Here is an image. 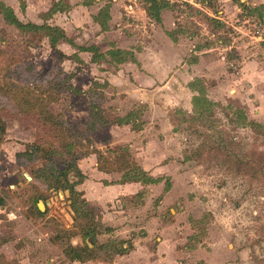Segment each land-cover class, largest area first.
Returning a JSON list of instances; mask_svg holds the SVG:
<instances>
[{
    "label": "rangeland",
    "instance_id": "1",
    "mask_svg": "<svg viewBox=\"0 0 264 264\" xmlns=\"http://www.w3.org/2000/svg\"><path fill=\"white\" fill-rule=\"evenodd\" d=\"M3 1L23 22H57L76 44L60 41L57 47L71 57H59L47 38L22 34L0 14V33L4 32L7 40L0 44V86L8 80L20 86L35 82L32 86L42 84L43 92L48 89L54 96L49 110L67 123L65 136L73 134L80 143L78 150L86 153L79 166L88 180L75 188L84 187L86 199L88 191L97 218L104 217L103 208L115 213L117 205L132 207L131 213L120 215L124 224L133 227L127 234L130 242L139 231L138 219L160 217L170 222L163 237L167 248L187 247L184 255L176 254L185 264H264V128L240 123L236 109L244 105L220 99L216 85L222 81L231 93L229 86L236 84L232 74L237 68L251 56H262L258 49L262 40L256 38L250 11L239 7L233 13L228 7L241 1L211 0L212 5L206 6L197 0H167L169 6L162 10L160 21L148 16L143 0ZM247 1L249 6L253 0ZM55 2H60L57 7L62 11L50 13ZM100 10L110 14L108 30L95 18ZM200 10L222 24L211 23ZM182 41L187 47L179 45ZM93 44L106 55L98 61L92 59V52L77 47ZM116 47L131 51L141 61L111 62L108 52ZM197 62L195 69L187 67ZM143 63L147 71L158 73L163 80L159 91L155 93V85L142 83L129 95L124 90L131 88L135 74L141 81L146 79ZM28 64H33V69ZM166 66H172V71ZM66 73H74L69 83L77 92L62 88L57 93L48 88L50 81L46 80L62 79ZM196 79V85L218 103L210 122L195 120V113L186 121L193 114L190 82ZM3 100L0 97V106L7 108L4 114L9 115L4 116L0 142V194L5 197L0 205V264H82L68 261L64 254L69 242L84 244L74 223L69 191H51L39 183L33 186L24 175V171L30 172L16 160L24 144L38 136L37 124L31 121L28 126L16 118L19 108H12L9 102L3 105ZM93 103L112 119L117 108H131L138 112L134 122L141 128L134 131L130 124L132 131H138L131 136L127 127L120 129L116 123L88 129ZM69 123L77 125L76 130L70 132ZM143 137L144 143L140 141ZM136 138L139 142L131 146L129 142ZM145 140L153 143L148 151L141 148ZM119 145H129L132 159L158 180L121 179L123 171L100 170L98 152L116 167V156L122 151H115ZM151 151L156 154L149 159ZM56 161L60 164L61 160L56 157ZM120 185L124 189L119 190ZM107 236L100 234L99 242L108 243ZM157 236L159 233L153 236L154 246L159 242ZM147 245L142 244L144 248ZM175 258L174 262L179 260Z\"/></svg>",
    "mask_w": 264,
    "mask_h": 264
},
{
    "label": "trees",
    "instance_id": "2",
    "mask_svg": "<svg viewBox=\"0 0 264 264\" xmlns=\"http://www.w3.org/2000/svg\"><path fill=\"white\" fill-rule=\"evenodd\" d=\"M145 3V10L150 18L156 21L161 20L162 10L169 6L167 0H143ZM201 5L210 6L212 5L211 0H197ZM60 2H55L50 10V13H55L57 11H62V9L57 7ZM88 4V3H87ZM243 7H246L244 2L240 3ZM104 9V8H103ZM65 10V9H64ZM211 23L222 24L219 18L209 15L208 13H203ZM253 15H256L260 19L264 16V5L254 6L251 10ZM0 14L3 16L4 20L13 25L22 34L31 35L35 38H47L49 45L55 49L56 54L59 57H71L64 54L58 47L60 41L69 42L72 45L74 41L67 37L62 28L55 24H49L44 22L42 24L35 23L32 21L23 22L17 16L15 10L8 5L5 1L0 0ZM95 18L102 26L103 30L109 29L108 19L110 14L108 10H100ZM170 34V32H169ZM175 40L174 37H172ZM30 39V38H29ZM6 43V37L4 32L0 33V44ZM81 51H90L93 53L92 59L98 61L100 57L104 55L99 52L97 45L93 44L90 46H77ZM110 61L114 63H124L126 61L139 63L136 59L135 54L131 51L123 48H112L109 50ZM106 56V55H105ZM33 64H28L29 69H33ZM74 73H66L62 79H50L46 80L48 88L56 89L57 93L62 90V88H67L71 92H77L78 90L74 88L72 83H69L70 78ZM196 80L190 82V88L195 91L192 96L193 104V114L188 116L186 121L192 120L194 113L196 116L195 120L202 121L206 123L210 122L213 117V110L216 103L212 101L206 90L196 85ZM97 83V82H96ZM30 86H20L8 80L7 84L0 86V97L4 98V104L11 103L12 108H19L17 111L16 118L25 122L28 126H31L32 122L37 124L38 136L36 139L30 143H26L25 148L16 153V160L18 164L26 168L32 175V179L29 181L34 185V183H39L47 187L51 191L58 190H68L69 199L71 207L74 213V223L79 227L80 235L84 244L74 245L71 242L67 244L64 248V254L72 261H86L91 259H102L104 261L110 262L112 264L115 255L124 254L128 252L132 247V242L129 239H112L108 240V243H100L98 236L102 233H111L113 231L112 227L106 226L102 220L97 218V214L94 212L90 206L89 200L84 196V191L78 190L75 186L81 184L86 179V174L83 172L79 166V160L86 156V153L80 152L78 150V145L80 143L75 142L73 134L65 136L68 128L66 127L63 120L61 121L57 114H54L49 110L48 104L52 102L54 96H52L48 89L43 92L44 87L42 84L39 86H32L35 82H31ZM100 106L99 103L96 102ZM95 103L91 104V115L93 120L89 125L88 129L96 130L101 128L107 123L131 124L132 129H140V124H135V119H137L138 112L130 110L124 116L117 114L115 118H108L109 116L105 111H102ZM2 106V105H1ZM0 106V142L4 133L3 121L4 116L9 114H4L8 109ZM237 117L240 119V123L244 126H249L254 128H264V124L253 119H248L246 111L243 108H237ZM185 113H188L184 111ZM32 121V122H31ZM72 125V126H71ZM70 132L72 129L77 128V125L70 124ZM43 130L41 131L40 128ZM80 134L83 132L77 130ZM88 140L91 142V138ZM116 150H122L117 154L116 161L118 166L114 167L110 165L109 159L103 157L100 152L97 158L99 169L106 172L113 170H120L122 172L121 179H137L140 177H145L146 181L154 182L158 178H153L146 169L138 165L131 156L129 145H119L115 147ZM58 157L61 161L60 164L56 161ZM40 162V164H37ZM104 162L105 165L102 166ZM26 179V178H25ZM38 196L35 198L37 199ZM40 198V197H39ZM5 203V197L0 194V205ZM192 239V238H190ZM195 239V238H194ZM199 242V241H198ZM197 245V243H196ZM188 246H190L188 244ZM194 248V245H192ZM102 255V257H101Z\"/></svg>",
    "mask_w": 264,
    "mask_h": 264
},
{
    "label": "crops",
    "instance_id": "3",
    "mask_svg": "<svg viewBox=\"0 0 264 264\" xmlns=\"http://www.w3.org/2000/svg\"><path fill=\"white\" fill-rule=\"evenodd\" d=\"M240 1L244 2L246 7H243L240 3L239 4L236 3L237 1L236 2L233 1L228 7L233 8V13H235L234 11L239 10L240 9L239 7H241L242 9L246 8V10L250 11L249 13H250L251 17H257L256 15H253L251 13V10L253 9L254 6H258V5H262V4L264 5V0H253V1L249 2L251 4L249 6L247 4L248 3L247 0H240ZM226 9L227 8H224V11ZM224 11H221V14ZM221 18L224 19L223 16H221ZM257 18H259V17H257ZM262 20H264V16L262 17ZM56 24H58V23L56 22ZM58 25H60V24H58ZM256 38L262 40V42L258 45V49H261L262 56H258V57H255V56L252 57L251 56V59H246L245 61H243V63H244L243 66L237 68V72L235 74H232L233 77H235V79H236L235 80L236 84L234 86H233V84H230V86H229L231 93H229L227 91L228 86H226V88H224V86L222 85L223 84L222 81L217 82L216 85L220 87L221 96H222V97H219L220 99L224 98L226 100L227 98H229L228 101H230V100L240 101V103L244 105L243 109L246 111V115H247L248 119H253V120H256V121L264 124V42H263L264 38L262 39L258 36ZM171 42L173 43L172 44L173 47H175V45H177L174 40H172ZM188 43H189V41H188ZM179 45L180 46L182 45L183 47H187L188 44H186V41H182V44H179ZM179 45H178V47H180ZM119 47H121V46H119ZM183 50H184V48H183ZM206 51H208V50H206ZM206 51H204V52H206ZM241 53H242V50H241ZM139 61H141V60H139ZM182 61H185V60L182 59ZM131 63H133V62H131ZM198 64H199V62L192 63L191 65L187 64V67H192V69H195ZM184 65L185 64H182L181 68ZM141 69H144L143 71L145 73L146 79L141 81V78L139 77V79H138V76L135 74L134 78H133L134 81L130 80L131 81V85H130L131 88L127 87V84H125V87H127V89L125 88L124 91L125 92L129 91V95H132L133 92H136L139 90V89H137L138 88L137 85L143 86V84L144 85L149 84L150 86L155 85L156 86L155 87V93L159 91L158 90V88H159L158 84H159V81H161V80H160V78H158V73L154 74V73H150L149 71H147L146 70L147 67H146L145 63L142 64ZM166 70L172 71V66L169 68H167V66H166ZM227 79L228 78H226V80ZM113 83H115V82H113ZM160 87L163 88L164 86H160ZM193 92H195V91H193ZM232 97H233V99H231ZM117 110H118L119 115L124 116L127 112H129L131 110V108H117ZM124 126L127 127V131H128L129 136H131L132 133H136V134L138 133L137 130H136V132H134L135 130L134 131L131 130L130 124L118 125L119 128L121 127L120 129H122V127H124ZM139 132H142V131H139ZM144 138L145 137L140 139V141L143 143H144ZM138 139L139 138H136L134 142H129V144L132 146L135 142H139ZM25 145H26V143L24 144V147L21 148V150H23L25 148ZM149 145H153V143L148 141V140H145V145H142L141 148L147 149V151H148ZM21 150H19V151H21ZM149 154H150L149 159H151L156 154V151H151ZM96 160H97V157H96ZM122 188H123L122 185H120L118 187L119 190ZM80 189L82 191H84V196H85L84 187H82ZM123 193H126V192H123ZM88 195H89V193L87 191V197H88L87 200L90 199V197ZM124 195H126V194H124ZM89 202H90V200H89ZM117 206L118 207H115V209H116L115 213H111L110 211L103 208L104 211L102 213H103L104 217L101 219H102V222L106 226L113 228V231L111 233H107L108 238L110 237L112 239H128L127 234L130 233V230L133 229V227L127 223L124 224V221L121 220L120 215L122 212L125 213V212L130 211V213H131L132 207L128 206V207L124 208L123 206H119V205H117ZM138 222H141V225L139 227L138 233L135 235V237L133 239V242H132L133 247L128 252H126L124 254L115 255L112 264H185L184 261L182 260L183 258L182 257L177 258L176 254L184 255V251L188 250L187 247L182 245L181 249L176 248L175 250H173L171 248H167L166 239H165V237H163V235H165L166 231L169 232V227L171 226L170 222H168V221L166 222L164 219H161L160 217H153V218H148L145 220H141V218H140V219H138ZM142 229H143V231H142ZM155 233H159L160 236L156 237V240L159 242L157 243V245L154 246L155 242L153 241V236H155ZM108 238H106V239H108ZM143 243L146 245L149 244V245H147V248H144L142 246ZM65 257L68 258L67 256H65ZM173 258H175V260L176 259H179V260L174 262ZM68 261H72V260H70L68 258ZM74 262L75 263L83 262L82 264H110V262L104 261L102 259H91V260H86V261L74 260Z\"/></svg>",
    "mask_w": 264,
    "mask_h": 264
},
{
    "label": "built area",
    "instance_id": "4",
    "mask_svg": "<svg viewBox=\"0 0 264 264\" xmlns=\"http://www.w3.org/2000/svg\"><path fill=\"white\" fill-rule=\"evenodd\" d=\"M253 22V27L256 32V37L264 38V20L257 17L250 18Z\"/></svg>",
    "mask_w": 264,
    "mask_h": 264
},
{
    "label": "water",
    "instance_id": "5",
    "mask_svg": "<svg viewBox=\"0 0 264 264\" xmlns=\"http://www.w3.org/2000/svg\"><path fill=\"white\" fill-rule=\"evenodd\" d=\"M24 175L26 176V178L28 180H31L32 179L31 175L28 172L24 171Z\"/></svg>",
    "mask_w": 264,
    "mask_h": 264
}]
</instances>
